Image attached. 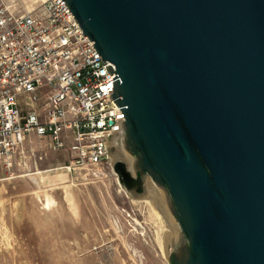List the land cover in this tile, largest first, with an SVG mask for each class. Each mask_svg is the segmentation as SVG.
<instances>
[{
	"label": "water",
	"instance_id": "water-1",
	"mask_svg": "<svg viewBox=\"0 0 264 264\" xmlns=\"http://www.w3.org/2000/svg\"><path fill=\"white\" fill-rule=\"evenodd\" d=\"M114 71L113 171L170 264H264V0H63Z\"/></svg>",
	"mask_w": 264,
	"mask_h": 264
},
{
	"label": "built area",
	"instance_id": "built-area-1",
	"mask_svg": "<svg viewBox=\"0 0 264 264\" xmlns=\"http://www.w3.org/2000/svg\"><path fill=\"white\" fill-rule=\"evenodd\" d=\"M114 71L63 0H0V160L12 169L48 150L67 149L62 166L102 173L121 111ZM45 148V149H46Z\"/></svg>",
	"mask_w": 264,
	"mask_h": 264
},
{
	"label": "rangeland",
	"instance_id": "rangeland-1",
	"mask_svg": "<svg viewBox=\"0 0 264 264\" xmlns=\"http://www.w3.org/2000/svg\"><path fill=\"white\" fill-rule=\"evenodd\" d=\"M32 140L46 152L37 165L15 160L9 170L0 160V264H170L152 198L121 188L111 155L102 173L84 176L62 168L67 149Z\"/></svg>",
	"mask_w": 264,
	"mask_h": 264
},
{
	"label": "bare ground",
	"instance_id": "bare-ground-1",
	"mask_svg": "<svg viewBox=\"0 0 264 264\" xmlns=\"http://www.w3.org/2000/svg\"><path fill=\"white\" fill-rule=\"evenodd\" d=\"M38 172H40V171H38ZM42 174H43V173H42ZM33 175H34L33 178L37 181L38 179H37L36 173H34ZM43 179H44V177H43ZM121 188H122L123 190H125V187H124L122 184H121ZM134 200H135V201H138V202H139V201L141 202V200H140L139 198H138V199H134ZM137 205H138V204H137ZM150 206H151V205H150ZM152 208H153L152 210L154 211V214L159 218L158 213H157V211H156V208H154V206H152ZM152 210H151V211H152ZM151 214H152V213H151ZM154 214H152V215H154ZM156 216H155V217H156ZM157 217H156V218H157ZM153 218H154V217H153ZM156 220H157V219H156ZM159 237H160V242H161V244H162V240H163L164 238H163L162 236H159ZM166 242H167V241H166ZM164 244H166V243L164 242ZM162 245H163V244H162ZM166 245H167V244H166Z\"/></svg>",
	"mask_w": 264,
	"mask_h": 264
},
{
	"label": "crops",
	"instance_id": "crops-1",
	"mask_svg": "<svg viewBox=\"0 0 264 264\" xmlns=\"http://www.w3.org/2000/svg\"><path fill=\"white\" fill-rule=\"evenodd\" d=\"M33 136H35V135H31V136H30L31 142H33V140H32V137H33ZM35 137H37V136H35ZM39 139H40V141H41V146H43V148H44V147L46 148L47 140H46V139H42V138H39ZM33 162H34V161H32V160L29 161V162L27 163L26 167H28V165H29V167H30L31 164L33 165V164H34ZM38 162H39V161H38ZM38 162H37V163H38ZM37 163L35 162L36 165H37Z\"/></svg>",
	"mask_w": 264,
	"mask_h": 264
}]
</instances>
